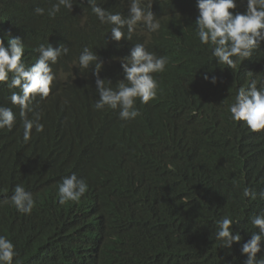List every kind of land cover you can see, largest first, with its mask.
<instances>
[{
	"label": "trees",
	"instance_id": "obj_1",
	"mask_svg": "<svg viewBox=\"0 0 264 264\" xmlns=\"http://www.w3.org/2000/svg\"><path fill=\"white\" fill-rule=\"evenodd\" d=\"M74 3L95 17L77 36L103 62L101 79L115 88L124 78L117 58L130 55L137 36L112 40L111 25L101 23L87 0ZM97 3L128 15V0ZM12 5L19 7V0H0V12ZM154 8L161 22L152 33L156 56L168 60L164 72L153 74L159 82L157 97L152 104L137 98L140 115L128 121L119 118V109L92 107L77 129L80 141L88 140L100 158L106 151H120V170L109 173L103 186L79 203L61 204L49 195L50 167L41 186L36 177L16 182L20 159L14 148L8 149L0 164V235L14 245L17 240V264H243L246 259L240 247L258 231L251 218L264 211V199L243 197V189L264 191V131L249 132L245 122L231 119L228 108L240 87L264 82V48L230 69L217 63L212 48L194 32L197 0H158ZM29 18H35L33 9ZM10 30L27 50L42 44L27 25L13 24ZM213 75L216 84L211 83ZM89 95L99 99L94 86ZM54 114L48 127L32 133L27 143L24 129H14L21 135L17 145L35 142L48 149L57 130ZM51 155L62 162L61 154ZM17 184L33 194L31 214L11 203ZM225 216L242 236L231 249L216 239V222ZM27 230L28 236L17 238Z\"/></svg>",
	"mask_w": 264,
	"mask_h": 264
},
{
	"label": "clouds",
	"instance_id": "obj_2",
	"mask_svg": "<svg viewBox=\"0 0 264 264\" xmlns=\"http://www.w3.org/2000/svg\"><path fill=\"white\" fill-rule=\"evenodd\" d=\"M157 1L128 0V15L124 16L100 7L97 0H87L101 23L111 25L112 40L130 41L137 36L129 46L130 55L117 58L124 78L115 88L110 80L101 79L103 62L77 36L85 33L95 17L73 0H19V7L12 5L0 12V164L9 148L17 151L20 165L14 174L16 182L36 177L41 186L44 170L50 167L49 195L58 197L61 204L79 203L93 188L103 186L109 173L120 170V151L113 155L106 151L100 158L88 140L80 141L77 129L92 107L98 111L119 109V118L128 121L140 115L137 98L147 104L157 97L159 82L153 74L164 72L168 63L166 57L156 56L158 47L152 37L161 28L154 16ZM197 8L194 32L201 44L212 48L218 64L235 69L240 61L257 56L264 48V0H197ZM32 9L35 18L30 20ZM13 24L27 25L41 36L42 44L27 50L10 30ZM203 79L208 81L209 76L204 74ZM211 83H217L215 75ZM92 86L98 100L89 95ZM54 111L57 130L48 149L35 142L17 145L21 135L14 129H24L27 143L32 133L48 127ZM228 111L233 121L245 122L249 132L264 131V82L258 87L253 80L247 88L240 87ZM51 154H61L62 162ZM257 195L264 199V191L257 194L243 189V197L255 200ZM10 200L25 214H31L35 206L33 194L22 184L15 186ZM216 224V239L222 247L231 249L242 241L232 218L222 217ZM251 224L258 231L240 247L246 255L243 264H264V211L254 215ZM27 234L28 230L17 238ZM17 248V240L14 245L0 235V264H17ZM257 253L263 255L257 258Z\"/></svg>",
	"mask_w": 264,
	"mask_h": 264
}]
</instances>
